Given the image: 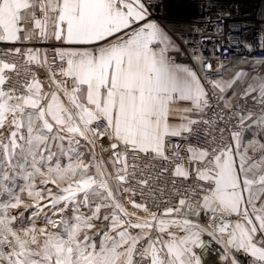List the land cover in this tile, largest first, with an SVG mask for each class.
Masks as SVG:
<instances>
[{
	"label": "snow or ice",
	"instance_id": "snow-or-ice-1",
	"mask_svg": "<svg viewBox=\"0 0 264 264\" xmlns=\"http://www.w3.org/2000/svg\"><path fill=\"white\" fill-rule=\"evenodd\" d=\"M151 3L0 0V264H264V57L175 67Z\"/></svg>",
	"mask_w": 264,
	"mask_h": 264
},
{
	"label": "built area",
	"instance_id": "built-area-1",
	"mask_svg": "<svg viewBox=\"0 0 264 264\" xmlns=\"http://www.w3.org/2000/svg\"><path fill=\"white\" fill-rule=\"evenodd\" d=\"M149 15L160 22L183 23L179 33L182 59L190 57L185 49L191 52L192 45L201 44L206 58L212 56L216 47L228 48L229 53L223 56L228 60L225 67L235 59L244 63L264 57V0H153ZM200 221L207 222V217L202 216ZM203 241H210L208 245L218 257L225 256L224 250L208 237ZM236 259L238 264H250L252 258L239 253ZM217 263L226 261L218 259Z\"/></svg>",
	"mask_w": 264,
	"mask_h": 264
},
{
	"label": "crops",
	"instance_id": "crops-1",
	"mask_svg": "<svg viewBox=\"0 0 264 264\" xmlns=\"http://www.w3.org/2000/svg\"><path fill=\"white\" fill-rule=\"evenodd\" d=\"M152 21L157 24V26L160 28L161 32L163 33L164 37L169 42V44H170V57H171V60L173 61V64L175 65V67H187V68L191 69L193 67L195 61L192 60L191 57H185L183 59L180 57L183 46H182L180 38H179V33L184 27L183 23L177 22V21H163V22L156 21V20H152ZM237 60L238 59H235L228 67H231L233 65V63ZM238 61H240V60H238ZM183 75L184 74L179 73V72L176 73L178 80L181 79L183 77ZM200 223L203 225V224H206L207 222L200 221ZM204 237L209 238V236H207V235H205ZM210 240L215 242L213 239H210ZM216 244L218 246H220V248H222L221 245H219L218 243H216ZM238 254L239 253H237L236 255H238ZM218 259L221 260V257H218L210 249L208 244H204L203 255L201 256L202 264H218L217 263Z\"/></svg>",
	"mask_w": 264,
	"mask_h": 264
},
{
	"label": "rangeland",
	"instance_id": "rangeland-1",
	"mask_svg": "<svg viewBox=\"0 0 264 264\" xmlns=\"http://www.w3.org/2000/svg\"><path fill=\"white\" fill-rule=\"evenodd\" d=\"M236 64H243V62H241V61H235L234 63H233V65L232 66H234V65H236ZM210 238V237H209ZM211 239V238H210Z\"/></svg>",
	"mask_w": 264,
	"mask_h": 264
},
{
	"label": "bare ground",
	"instance_id": "bare-ground-1",
	"mask_svg": "<svg viewBox=\"0 0 264 264\" xmlns=\"http://www.w3.org/2000/svg\"><path fill=\"white\" fill-rule=\"evenodd\" d=\"M210 243V241H207V244H209ZM211 248H212V246H211ZM209 259V258H208Z\"/></svg>",
	"mask_w": 264,
	"mask_h": 264
}]
</instances>
